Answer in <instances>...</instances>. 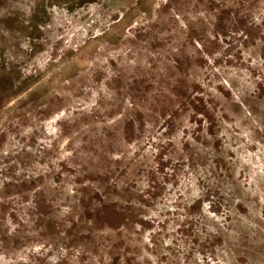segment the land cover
I'll list each match as a JSON object with an SVG mask.
<instances>
[{
    "label": "rangeland",
    "instance_id": "374dc122",
    "mask_svg": "<svg viewBox=\"0 0 264 264\" xmlns=\"http://www.w3.org/2000/svg\"><path fill=\"white\" fill-rule=\"evenodd\" d=\"M0 264H264V0H0Z\"/></svg>",
    "mask_w": 264,
    "mask_h": 264
}]
</instances>
